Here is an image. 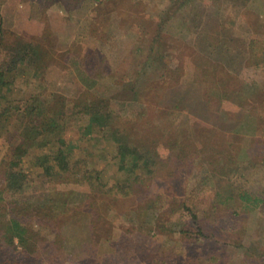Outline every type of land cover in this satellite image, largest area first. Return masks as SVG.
<instances>
[{"label":"rangeland","instance_id":"rangeland-1","mask_svg":"<svg viewBox=\"0 0 264 264\" xmlns=\"http://www.w3.org/2000/svg\"><path fill=\"white\" fill-rule=\"evenodd\" d=\"M33 94L0 264H264V0H0V113Z\"/></svg>","mask_w":264,"mask_h":264},{"label":"trees","instance_id":"trees-1","mask_svg":"<svg viewBox=\"0 0 264 264\" xmlns=\"http://www.w3.org/2000/svg\"><path fill=\"white\" fill-rule=\"evenodd\" d=\"M20 61H22V59H20ZM15 73V72H14ZM8 75V74H7ZM8 77V76H7ZM33 78H36V76H32ZM12 80L7 79L6 81H4L1 84V86L6 87V86H10L11 89L14 86V82H13V78H11ZM2 81V80H1ZM36 95H32L31 96V100L30 102H24V105L19 104L22 103L23 100H9L7 99L6 106H9L8 104L12 105L9 106L8 109L12 110L14 113L13 114H6L3 113L6 109V107L4 108V110L0 113V130L2 131L0 134V136L2 137L3 141L8 143V139L5 137V135H10V136H14L16 137H20L22 136V134L27 133L28 129H27V125L31 126L32 128L38 129L41 132L46 131L45 130V125H50V124H54V121L52 120V116L49 115V111H43L41 112L40 110L38 111V109H36L34 106H31V102L33 100V98H35ZM5 98V96H4ZM3 98V99H4ZM5 102L3 104H6ZM19 104V105H18ZM2 105V104H1ZM15 105V106H14ZM7 110V109H6ZM37 110V112H35ZM35 112V113H34ZM53 114V113H50ZM109 115L108 113H97L95 114V116L93 117L94 120L96 119H105L107 118ZM26 119V120H24ZM49 119V121L47 120ZM94 122V121H92ZM93 124V123H91ZM37 134V132H35ZM3 135V136H2ZM49 137V134H43V139H47ZM21 145L18 146V148H20ZM17 148V150H18ZM133 151V150H132ZM59 162H58V166L60 169H63L61 171H64V169H68V165H69V159L71 158V156L69 155H64V156H60L59 157ZM55 160V159H53ZM16 164H11V166H15ZM9 168V167H8ZM22 171H14V170H5V172L3 173L4 176V184H3V188L0 189V194L3 193H7L10 195H14L18 189V182H19V178L22 177ZM56 172V170L54 171ZM241 200L244 201H248L249 200V196L247 194H242V196H239ZM259 202H262L260 200H258ZM13 222H11V226L13 227L12 229V239L11 242L13 241V238L16 237L17 240L20 242V234L23 232L20 227H19V222L12 220Z\"/></svg>","mask_w":264,"mask_h":264}]
</instances>
